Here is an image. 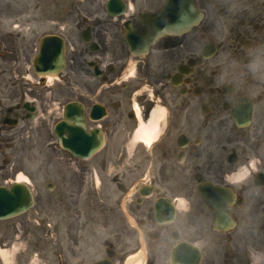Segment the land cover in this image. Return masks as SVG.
Masks as SVG:
<instances>
[{"label": "flooded vegetation", "instance_id": "1", "mask_svg": "<svg viewBox=\"0 0 264 264\" xmlns=\"http://www.w3.org/2000/svg\"><path fill=\"white\" fill-rule=\"evenodd\" d=\"M99 1L90 0L92 6L85 11L93 12ZM154 2L149 12H158V0ZM196 4L204 12L202 23L183 34L157 39L143 55L132 54L122 34L126 20L144 29L143 8L135 4L127 17H109L89 28L96 50L90 43L76 45L70 64L73 75L68 74L74 77L75 96L70 97V86L61 90L68 94L66 102L77 103L78 120L82 123L85 117L84 127L77 125L80 135L96 128L105 133L98 152L77 157L83 164L78 193L85 177L94 180L101 170L116 168L115 163L123 170L133 158L135 176L123 174L118 186L125 192L136 180L146 179L152 183L146 189L153 193L144 197L137 193L135 202H127L134 220L129 224L120 215L121 202H102L107 246L113 245L110 235H124L129 239L121 251H138L142 235L147 264H172L171 253L182 241L197 247L191 248L192 264L197 253L199 264H264V186L257 185L264 179V0ZM7 12L0 16L11 15ZM8 45L0 36L5 60L18 53L15 43ZM21 50L26 55L27 49ZM98 104L106 107L107 115L95 119L92 108ZM158 105L163 114L158 117L151 159L138 147L131 154L129 143L139 115L148 123ZM248 117L249 123L241 125ZM137 153L147 158L135 161ZM209 187H229L236 193L235 202L223 209L225 215L218 216L202 197L200 191ZM180 197L188 202H158L156 216L157 198ZM89 203L90 214L87 208L76 207L84 223L98 218V202ZM115 214L121 218L116 231L110 225Z\"/></svg>", "mask_w": 264, "mask_h": 264}, {"label": "rangeland", "instance_id": "2", "mask_svg": "<svg viewBox=\"0 0 264 264\" xmlns=\"http://www.w3.org/2000/svg\"><path fill=\"white\" fill-rule=\"evenodd\" d=\"M87 1L0 0V12L3 14L8 13L7 11L18 14L17 10L22 8L26 10L28 4L29 7H33L34 19L31 31L33 54L27 56L26 60H23L21 54L20 60L8 63L0 60V108L3 110L4 115L9 105H15L20 101L24 91L29 92L28 96L30 98L36 97L38 105L34 117L21 120L17 127L9 128L3 124L0 126V185L9 186L18 178L19 174L24 173L29 177L36 195L35 205L28 212L13 218L0 220V248L11 249L15 241H22L21 246L26 248V251H21L20 254L19 251H14L15 253L9 261V258H3V262L0 256V264H60L61 260L58 252L62 251L61 248L66 253V248L69 245L74 248L77 247L76 241L68 243L69 239L66 233L67 227L77 229V202L79 205L87 207L88 214H90L89 202H128L124 197L118 201L122 192L117 187L116 181L122 175L115 174L114 167L110 168V175L101 170L99 180H93L90 175L85 177L83 180L84 189L82 188V193H78V184L83 172L77 168L76 160L62 152H57L59 149L54 150L49 147L48 142L53 137H50L47 130L51 115L49 108L46 110L50 100L46 92L47 87H41L42 85L36 82L37 77L33 68H31V72L35 81L25 78L30 68L29 65L32 66V58L38 50L41 37L47 33H60L59 25L64 18L66 24L72 26L75 19L77 20L72 6L84 7L89 4ZM163 1L158 0V6ZM67 6H69V10H64ZM149 6H153V4L150 3ZM3 14L0 13V15ZM81 15L83 14L81 13ZM15 18L17 21L19 18L21 19L19 15H16ZM48 19H55L57 22H50ZM19 42L17 40V43ZM61 79L64 82V78ZM68 80L69 82H66L64 87H72V93L67 91L71 94L70 97H74V81H70L69 78ZM50 82L57 87L62 81L55 77ZM31 89L34 93H31ZM61 93L60 88L54 92L53 96L50 95L55 102L52 113L58 111V101L67 99L68 94L61 98ZM10 144L13 145L10 146ZM115 164V167L118 168L117 163ZM49 182H51L52 188L47 187ZM132 189L128 190V193ZM98 213L99 219H102L101 215L104 213L103 208L100 206ZM115 218L118 219V217ZM116 221L114 220V223ZM47 222L51 224L50 227L47 226ZM88 229L87 227L82 230L85 232L84 236L87 238L89 248V250L86 249L82 252V256L86 258L85 262L106 256L104 244L106 234L101 235V232L96 231L95 227V229L93 228L95 236H93ZM111 238L116 242V236ZM119 241L123 243L124 237ZM115 248L118 251L120 249L117 246ZM36 253H39L38 260L35 259L31 262V257ZM140 255L142 256L141 253L136 254L137 257ZM66 256L69 258L70 254L68 253ZM66 256H63V261ZM128 257L129 254L124 256V254L118 252L116 264H121L120 261L123 258V264H127ZM142 262L144 264L145 256L140 264Z\"/></svg>", "mask_w": 264, "mask_h": 264}, {"label": "water", "instance_id": "3", "mask_svg": "<svg viewBox=\"0 0 264 264\" xmlns=\"http://www.w3.org/2000/svg\"><path fill=\"white\" fill-rule=\"evenodd\" d=\"M186 7H189V11L185 9ZM196 20V10L193 8V4H185L179 0H168L167 4L158 14V25L155 23V18L151 20V23H153L154 29H157L156 27L158 26V33L161 31L162 33H165L183 31L189 24L195 22ZM154 29L151 30L154 31ZM50 40L55 44L54 39L50 38ZM50 40H44L43 48L41 50L42 53L37 58L38 60L36 62L38 66H44L47 64L49 66L53 65L56 67V72L64 65V49L62 48L61 42H59L58 49H52ZM94 150L95 148H93L91 152ZM33 203L34 198L32 192L25 184L14 183L10 190L4 186L0 187V217H8L19 214L29 209ZM178 260L181 264H188L187 256H183L181 258L179 257ZM100 263H103V261ZM106 264L111 263L107 262Z\"/></svg>", "mask_w": 264, "mask_h": 264}, {"label": "bare ground", "instance_id": "4", "mask_svg": "<svg viewBox=\"0 0 264 264\" xmlns=\"http://www.w3.org/2000/svg\"><path fill=\"white\" fill-rule=\"evenodd\" d=\"M52 76H49L48 79H51ZM162 111L163 109L159 106H157L153 113L151 114V119L150 121L145 124L144 122L141 124V126L139 127V130L136 132V135L138 137H140V139L142 138L143 140H145L146 144H150L153 142V129L155 127V125L157 124V119L158 117L162 114ZM136 137V138H138ZM246 172H243L241 174V176H244ZM18 181H28L29 178L28 176H26L24 173L22 174H19L18 178H17ZM17 248V245H15L13 247V249H10V250H7V249H0V255L3 256V258H6L8 259L10 256H12V254L14 253V250ZM139 257V258H138ZM136 256V255H131L130 257H128L127 259V264H140L141 261H142V256ZM10 259V258H9ZM8 259V260H9ZM137 260V261H136ZM134 261H136L134 263Z\"/></svg>", "mask_w": 264, "mask_h": 264}]
</instances>
